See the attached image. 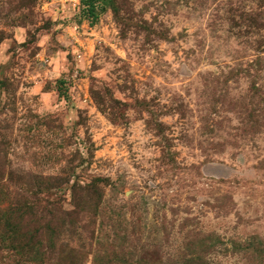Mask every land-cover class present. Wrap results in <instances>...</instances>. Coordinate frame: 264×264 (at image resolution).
I'll use <instances>...</instances> for the list:
<instances>
[{
  "label": "rangeland",
  "instance_id": "374dc122",
  "mask_svg": "<svg viewBox=\"0 0 264 264\" xmlns=\"http://www.w3.org/2000/svg\"><path fill=\"white\" fill-rule=\"evenodd\" d=\"M0 264H264V0H0Z\"/></svg>",
  "mask_w": 264,
  "mask_h": 264
},
{
  "label": "trees",
  "instance_id": "16d2710c",
  "mask_svg": "<svg viewBox=\"0 0 264 264\" xmlns=\"http://www.w3.org/2000/svg\"><path fill=\"white\" fill-rule=\"evenodd\" d=\"M89 10H90V12L93 14V11H94V6H93V5H91Z\"/></svg>",
  "mask_w": 264,
  "mask_h": 264
}]
</instances>
